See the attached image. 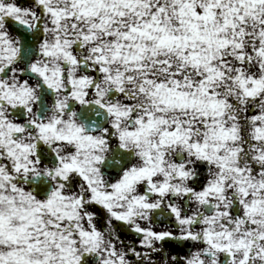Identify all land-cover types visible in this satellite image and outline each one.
<instances>
[{"label": "snow or ice", "instance_id": "obj_1", "mask_svg": "<svg viewBox=\"0 0 264 264\" xmlns=\"http://www.w3.org/2000/svg\"><path fill=\"white\" fill-rule=\"evenodd\" d=\"M0 264H264V0H0Z\"/></svg>", "mask_w": 264, "mask_h": 264}]
</instances>
